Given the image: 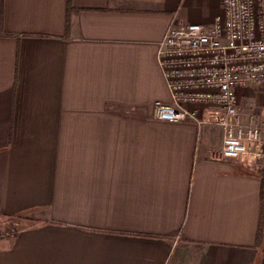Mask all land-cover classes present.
<instances>
[{
    "label": "crops",
    "instance_id": "1",
    "mask_svg": "<svg viewBox=\"0 0 264 264\" xmlns=\"http://www.w3.org/2000/svg\"><path fill=\"white\" fill-rule=\"evenodd\" d=\"M220 2L0 0V264H264V153L152 115L167 27Z\"/></svg>",
    "mask_w": 264,
    "mask_h": 264
},
{
    "label": "built area",
    "instance_id": "2",
    "mask_svg": "<svg viewBox=\"0 0 264 264\" xmlns=\"http://www.w3.org/2000/svg\"><path fill=\"white\" fill-rule=\"evenodd\" d=\"M170 100L155 119L217 126L215 159L264 153V119L245 89L264 92V0H221L209 22L170 24L157 49Z\"/></svg>",
    "mask_w": 264,
    "mask_h": 264
},
{
    "label": "rangeland",
    "instance_id": "3",
    "mask_svg": "<svg viewBox=\"0 0 264 264\" xmlns=\"http://www.w3.org/2000/svg\"><path fill=\"white\" fill-rule=\"evenodd\" d=\"M254 94L256 95V98L259 99L260 102H261V104L263 105L264 104V92H255ZM144 109L146 110V107ZM255 110L258 113H260V115L264 119V107L260 108V110H258V109L255 108ZM216 146H218L217 143H216ZM263 151H264V148H263ZM226 158H231V157H226Z\"/></svg>",
    "mask_w": 264,
    "mask_h": 264
},
{
    "label": "trees",
    "instance_id": "4",
    "mask_svg": "<svg viewBox=\"0 0 264 264\" xmlns=\"http://www.w3.org/2000/svg\"><path fill=\"white\" fill-rule=\"evenodd\" d=\"M66 22H67L66 24H67V27H68V26H69V22H70V21H69V17H67ZM261 184H262V186H263V190H264V181L261 180ZM258 235H259V233H258Z\"/></svg>",
    "mask_w": 264,
    "mask_h": 264
}]
</instances>
